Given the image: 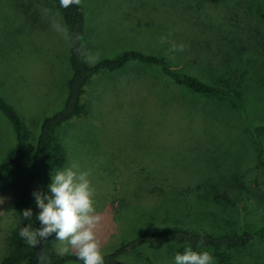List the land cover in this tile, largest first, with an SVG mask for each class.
Listing matches in <instances>:
<instances>
[{"label":"rangeland","instance_id":"1","mask_svg":"<svg viewBox=\"0 0 264 264\" xmlns=\"http://www.w3.org/2000/svg\"><path fill=\"white\" fill-rule=\"evenodd\" d=\"M91 3H96L97 11ZM260 4L264 0H82L86 61L92 66L131 50L163 57L175 70H184L195 61L190 71L203 75L200 69L215 71V55L220 61L231 57L228 40L220 39L224 33L241 27L240 34L245 36L247 26L252 25L250 18L264 26ZM55 24L65 27L52 0H0V96L23 124L25 166L42 120L62 107L72 72L68 38ZM162 36L184 44V50L170 51L169 43H160ZM162 79L158 68L137 60L94 74L83 96L87 113L56 130L65 160L52 167L49 184L52 171L73 164L90 173L95 208L102 217L95 230L102 254L122 242L139 241L136 251L120 256L119 262L124 264H174L176 253L170 249L182 246L156 251L140 238L174 226L218 234L249 230L256 239L253 243L258 242L261 236L257 233L264 229V204L245 198L230 209L228 202L238 196L220 186L217 197L214 193L150 194L154 185L168 192L187 184L194 190L219 180L223 184L232 166L248 175L258 167L252 143L243 133L248 124L252 128L255 119L251 124L248 120L239 124L234 119H199L202 106L209 108L215 101L192 96L186 104L189 100L179 98L171 84L174 90H168L170 82ZM168 92L176 98L167 100ZM16 141L12 124L0 111V165ZM0 198L1 264L12 250L11 236L21 217L9 196ZM262 239L264 247V236ZM54 240L55 234L51 258L59 257Z\"/></svg>","mask_w":264,"mask_h":264},{"label":"trees","instance_id":"2","mask_svg":"<svg viewBox=\"0 0 264 264\" xmlns=\"http://www.w3.org/2000/svg\"><path fill=\"white\" fill-rule=\"evenodd\" d=\"M52 2L61 14L67 29L72 72L67 80V94L62 107L41 122L35 148L27 166L22 164V159L26 155V134L23 124L14 109L0 96V111L12 124L17 139L16 145L0 165V197L9 196L21 217L19 226L11 236L12 250L1 260V264H39L38 253L41 247L49 254V264H66L68 261L82 264L77 260L75 253L51 258L53 235L41 245L32 247L19 236V231L27 224H31L33 228L39 227V222L35 219L39 209L34 203L32 192L37 188L47 192L52 167L65 160L64 149L55 136L56 130L70 119L87 113V104L83 96L86 85L94 74L102 69H120L130 60H137L158 68L163 79L170 82L168 90L172 88L170 84L175 86L178 97H182L185 101L189 100L186 104L191 103L192 96L206 97L215 101V105L209 108L202 106L203 111L199 119L211 118L217 122L223 119V121L234 119L239 124L240 122L245 124L247 120L251 124L255 119L251 124L252 128L248 124L243 131L245 138L252 143L251 151L254 152V156L257 155L258 167L254 175H248L238 167L232 166L223 184H220L219 180L216 184H207L198 190L190 188L193 185L187 184L184 188L168 192L154 185L150 194L154 197H166L190 193H214L217 197V194H221L222 189L218 188L220 186L238 196L232 199L233 201L228 199L231 201L228 202L230 209H234L245 198L251 203L264 204V159H260L264 156V26L262 22H255L250 18L252 25L247 26L248 31L245 36L243 34L244 38L240 34L243 29L241 27L230 34L224 33L220 39L228 40L227 49L232 52V55L229 58L225 57L223 61L215 55L213 60L217 62V67L213 69L215 71L200 69L203 75H196L190 71V66L194 67L197 64L195 61L186 64L184 70H175L163 57L131 50L122 52L117 58H105L90 66L86 61L88 43L84 37V14L81 6L72 5L63 8L59 0H52ZM260 6L264 7L261 4ZM246 21L250 23L249 20ZM257 25L260 27L257 28ZM170 98H176V95L168 92L167 100ZM242 114H244L243 117ZM196 185L199 186V183ZM27 208L32 209L31 220H24L21 215L22 210ZM252 234L249 230H243L240 233L232 230L218 234L212 231H192L181 226H174L144 233L140 238L151 250L156 251L172 245H180L182 248L170 249L171 253H183L186 246H191L197 252L209 251L216 260V264H264V247L260 244L263 241L264 229L257 233L261 237H257L256 243H253L256 239H253L255 237ZM138 242L135 239L120 243L111 252L103 254L104 264H124L122 261L119 262L120 256L128 251H136ZM258 245H261L263 249L256 250Z\"/></svg>","mask_w":264,"mask_h":264},{"label":"clouds","instance_id":"3","mask_svg":"<svg viewBox=\"0 0 264 264\" xmlns=\"http://www.w3.org/2000/svg\"><path fill=\"white\" fill-rule=\"evenodd\" d=\"M60 6L68 8L80 5L82 0H59ZM58 32L67 38V29L61 24H55ZM79 39V37H77ZM169 43L170 51H183L184 44H177L167 36L160 38V43ZM88 171H80L76 165H70L51 172V183L48 191L39 188L32 192L34 203L39 209L35 219L39 227L31 224L22 226L19 236L32 247L41 245L47 238L55 234L56 254L65 256L74 251L82 264H104L103 254L96 237V228L102 217L96 211L95 190L88 179ZM3 198H0V203ZM24 220H31L32 209L22 210ZM202 244V241H201ZM39 264H49V254L43 247L38 253ZM174 264H214V258L209 251L197 252L191 246H186L183 253L174 255Z\"/></svg>","mask_w":264,"mask_h":264},{"label":"crops","instance_id":"4","mask_svg":"<svg viewBox=\"0 0 264 264\" xmlns=\"http://www.w3.org/2000/svg\"><path fill=\"white\" fill-rule=\"evenodd\" d=\"M91 4H92V6H93V11H94V12L97 11V10H96V7H95V6H96V3H91ZM81 9H82V8H81ZM82 11H83V10H82ZM98 13H99V12H98ZM83 14H84V13H83Z\"/></svg>","mask_w":264,"mask_h":264}]
</instances>
